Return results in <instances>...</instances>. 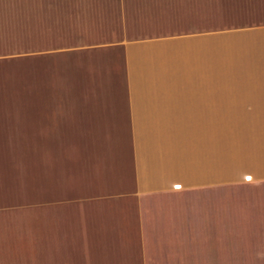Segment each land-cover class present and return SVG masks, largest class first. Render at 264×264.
<instances>
[{"label":"crops","instance_id":"obj_1","mask_svg":"<svg viewBox=\"0 0 264 264\" xmlns=\"http://www.w3.org/2000/svg\"><path fill=\"white\" fill-rule=\"evenodd\" d=\"M51 1L23 27L51 26L69 51L81 31L90 59L67 79L81 88L59 89L57 62L33 71L29 140L0 55V264H264V0L226 33L227 72L222 33L174 32L172 0Z\"/></svg>","mask_w":264,"mask_h":264},{"label":"rangeland","instance_id":"obj_2","mask_svg":"<svg viewBox=\"0 0 264 264\" xmlns=\"http://www.w3.org/2000/svg\"><path fill=\"white\" fill-rule=\"evenodd\" d=\"M92 2V3H91ZM185 2V1H184ZM260 0H197V5L190 2L183 5L180 0H172V6L166 8L172 13V22L174 27L180 26V29L174 32H180L187 29L202 28L204 31L216 32L220 31V69L221 72H227L232 68V61L235 58L234 48L230 47L232 41L238 39L226 33H230L233 28L244 26L247 23L243 21L244 11L250 12L253 9L259 8ZM61 3V2H60ZM53 5L51 0L35 2L24 0H0V55L6 56L8 60L9 82L10 88L8 93V104L12 112H16L19 105H26L23 112L28 113L27 138L34 139L37 133V106L42 104L45 98V87L38 81L36 74L33 71L37 68L40 70V75H43V70L46 74H52L54 68L51 63L57 62L58 71L65 72V79L61 77V84L58 83L60 90H70L81 88L82 82H68L69 75H73V79L81 75L82 64L89 58L85 54V49L82 38L86 36L81 31H77L78 47L77 50L69 51V48L60 47L62 43L58 35H53L51 26L35 27L27 21L23 27V17L25 19L32 18L36 13L35 8H30L32 5ZM81 5L92 10L100 5H104L103 0H73L71 6ZM254 12V11H253ZM56 16V13L54 14ZM38 16V14H37ZM103 17V15H101ZM253 20V17L251 18ZM4 21V23H3ZM114 26H107V30H114ZM89 27V30H92ZM96 35V34H95ZM112 35V34H111ZM110 33L107 34L108 42ZM89 37L94 36L89 34ZM230 36V37H229ZM57 37V41L55 40ZM97 37V35H96ZM54 43V44H53ZM54 45V46H52ZM67 43L64 47H67ZM6 47V48H5ZM75 53L71 58L72 66L68 69L67 62L68 53ZM241 53H238L240 55ZM90 59V58H89ZM28 60V62H26ZM30 64L27 68L25 65ZM68 67H67V66ZM69 71V73H68ZM29 77L30 81L28 80ZM72 79V80H73ZM79 86V87H78ZM40 95L42 97H40ZM39 103V104H38ZM20 109V107H19ZM25 129V127H24ZM222 131V130H221ZM247 141V140H245ZM244 143V141H243ZM28 188L34 193L35 184V156H28ZM244 181H248L249 177H243ZM236 201L243 200V195L236 194ZM245 200V198H244ZM249 200V199H247ZM29 202H34L31 199ZM258 202V200H257ZM254 263L259 264L258 260L253 258Z\"/></svg>","mask_w":264,"mask_h":264}]
</instances>
